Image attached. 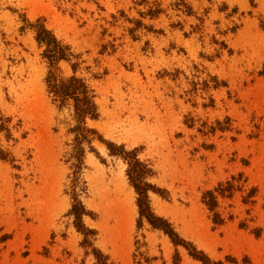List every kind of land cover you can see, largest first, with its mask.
I'll return each instance as SVG.
<instances>
[{
  "label": "rangeland",
  "instance_id": "obj_1",
  "mask_svg": "<svg viewBox=\"0 0 264 264\" xmlns=\"http://www.w3.org/2000/svg\"><path fill=\"white\" fill-rule=\"evenodd\" d=\"M185 2L190 16L177 0H0V264H96L93 250L107 264H200L139 220L104 143L84 145L76 171L73 110L47 91L38 19L79 56L99 114L87 128L151 170L154 215L212 262L264 264V0ZM218 189L221 226L203 204Z\"/></svg>",
  "mask_w": 264,
  "mask_h": 264
},
{
  "label": "trees",
  "instance_id": "obj_2",
  "mask_svg": "<svg viewBox=\"0 0 264 264\" xmlns=\"http://www.w3.org/2000/svg\"><path fill=\"white\" fill-rule=\"evenodd\" d=\"M186 0H177V8L183 7L185 13L190 16L191 9L186 5ZM160 14L159 10L149 9L146 14H142L149 19H155ZM134 27L129 30L133 34L136 30L142 27L139 21H133ZM29 29L34 33V41L38 48L42 49L41 56L46 61L48 71L45 77V85L48 93L53 98V101L59 107L71 105L73 110V117L75 120V127L70 131L73 135V157L75 158L76 171L80 170L82 166L83 157L85 154L84 145L88 146L89 150L93 152L91 144L97 140L104 143L107 147L109 157L121 159L127 166L126 177L129 184L134 189L136 198V206L138 209L139 220L144 219L152 229L161 231L167 236L173 245L184 246L187 248L188 254L200 264H222L221 262H212L202 252H198L191 246H185L184 242L180 240L178 235L174 232L172 226L162 218L154 215L151 210L148 198L149 191L156 192V190L146 182L147 178L151 176V170L146 164L140 162L137 158V150L126 151L123 146H116L112 143H105L98 136L97 132L88 129L87 120L96 121L99 118L98 109L94 102V95L83 78L77 77L75 74L79 68L80 63L78 55H73L71 49L59 41L54 34L49 31L42 19H38L34 24L28 25ZM23 30V28H21ZM75 59V62L72 60ZM61 62L68 63L72 71V75L66 78L60 77L59 64ZM224 197V191L218 189L217 191H208L203 196V204L213 213V223L217 226L223 225V220L215 210L218 207L217 196ZM83 206L74 198V203L69 211V215L74 217V225L78 232L86 237L89 231L83 226L82 217L85 215ZM96 264H107V259L99 252L93 250Z\"/></svg>",
  "mask_w": 264,
  "mask_h": 264
},
{
  "label": "bare ground",
  "instance_id": "obj_3",
  "mask_svg": "<svg viewBox=\"0 0 264 264\" xmlns=\"http://www.w3.org/2000/svg\"><path fill=\"white\" fill-rule=\"evenodd\" d=\"M33 94H34L35 100L37 101L38 105L41 106L40 104L42 103V98H41V94L39 90L37 88H34ZM185 264H193V263L185 260Z\"/></svg>",
  "mask_w": 264,
  "mask_h": 264
}]
</instances>
